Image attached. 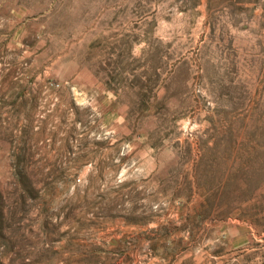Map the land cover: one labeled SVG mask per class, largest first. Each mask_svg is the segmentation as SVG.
Wrapping results in <instances>:
<instances>
[{
    "label": "rangeland",
    "instance_id": "1",
    "mask_svg": "<svg viewBox=\"0 0 264 264\" xmlns=\"http://www.w3.org/2000/svg\"><path fill=\"white\" fill-rule=\"evenodd\" d=\"M0 264H264V0H0Z\"/></svg>",
    "mask_w": 264,
    "mask_h": 264
}]
</instances>
